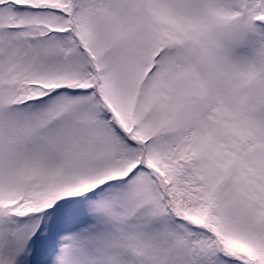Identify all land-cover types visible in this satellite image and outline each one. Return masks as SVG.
Here are the masks:
<instances>
[{
  "label": "snow or ice",
  "instance_id": "1",
  "mask_svg": "<svg viewBox=\"0 0 264 264\" xmlns=\"http://www.w3.org/2000/svg\"><path fill=\"white\" fill-rule=\"evenodd\" d=\"M0 264H264V0H0Z\"/></svg>",
  "mask_w": 264,
  "mask_h": 264
}]
</instances>
